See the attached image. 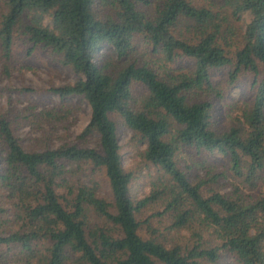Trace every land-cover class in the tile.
<instances>
[{
	"label": "trees",
	"instance_id": "1",
	"mask_svg": "<svg viewBox=\"0 0 264 264\" xmlns=\"http://www.w3.org/2000/svg\"><path fill=\"white\" fill-rule=\"evenodd\" d=\"M139 41L166 62L184 56L191 64L159 72L134 58ZM17 43L74 72L72 83L49 91L83 98L91 117L77 136L82 143L26 151L0 115V264H215L223 252L239 264H264V197L248 200L238 186L205 194L206 181L193 183L178 165L179 152L193 148L220 155L251 186L264 171V0H0L5 75ZM107 48L112 59H102ZM216 69L226 70L228 84L245 75L253 92L222 130L212 121L223 95L211 78ZM113 115L159 172L139 200ZM88 136L95 146L84 143ZM99 175L108 196L98 193ZM154 201L163 208L153 216L169 219L163 227L137 216Z\"/></svg>",
	"mask_w": 264,
	"mask_h": 264
},
{
	"label": "rangeland",
	"instance_id": "2",
	"mask_svg": "<svg viewBox=\"0 0 264 264\" xmlns=\"http://www.w3.org/2000/svg\"><path fill=\"white\" fill-rule=\"evenodd\" d=\"M134 52V58L139 61L151 62L162 73H175L186 69L191 64L190 60L184 56H178L172 62H166L162 59L161 53L153 55L145 51L142 41L138 42ZM104 53L102 59H105L107 55L111 58L108 48L104 51L100 50V54ZM99 58L101 59V57ZM75 78L76 75L73 71L51 63L50 58L41 51L26 55L24 47L20 43L14 47L9 75L3 73L0 59V115L6 116L11 121L13 132L26 151H40L56 147L63 142L82 143L83 139H78L77 136L90 120V105L86 100L77 96L61 100L49 91L51 87L72 83ZM211 78L215 83H218L223 94L216 98L217 102L212 118L214 127L222 130L236 120V116L239 115L242 108L249 105L253 92L250 90L248 77L245 75L235 84H228L226 70L216 69L212 70ZM24 88L29 90H23ZM53 108L67 116L60 120H50L38 113L42 109ZM113 119L117 124L122 165L125 169L132 170L135 175L130 184V194L134 199L139 200L147 196L152 187L156 188L157 185L154 186L153 183L157 182L156 178L159 172L152 165L147 166L141 158L142 142H139L117 115H113ZM84 143L95 146L97 138L88 136ZM178 159L179 167L193 183L199 180L206 181V184L202 186L205 194H210L212 190L229 193L235 186H238L242 195L248 200L264 197V171L259 173L255 184L251 186L245 183L242 177L234 175L228 169L226 159L220 155L198 153L192 148L180 151ZM96 178L101 179L98 193L108 196L107 184L103 182L100 175ZM3 193L0 190V200L2 203H6ZM162 208L160 201H154L145 206L137 216L143 220L145 216H153ZM168 222L167 217H158L157 215L151 219L152 225L159 227H163V224H168ZM140 233L145 237L150 236L146 226L140 229ZM215 264L239 263L231 253L223 252Z\"/></svg>",
	"mask_w": 264,
	"mask_h": 264
}]
</instances>
